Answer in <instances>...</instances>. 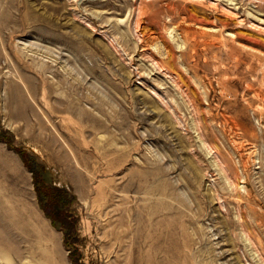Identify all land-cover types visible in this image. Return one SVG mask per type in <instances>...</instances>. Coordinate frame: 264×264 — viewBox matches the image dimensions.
<instances>
[{
    "label": "rangeland",
    "instance_id": "374dc122",
    "mask_svg": "<svg viewBox=\"0 0 264 264\" xmlns=\"http://www.w3.org/2000/svg\"><path fill=\"white\" fill-rule=\"evenodd\" d=\"M6 258L264 264V0H0Z\"/></svg>",
    "mask_w": 264,
    "mask_h": 264
},
{
    "label": "bare ground",
    "instance_id": "6f19581e",
    "mask_svg": "<svg viewBox=\"0 0 264 264\" xmlns=\"http://www.w3.org/2000/svg\"><path fill=\"white\" fill-rule=\"evenodd\" d=\"M139 228H140V227H139ZM138 230H139V229H138ZM141 231H142V230H141ZM139 232H140V231H139ZM6 259H7V258H6ZM7 260L9 261V259H7ZM9 263L12 264L11 261H9Z\"/></svg>",
    "mask_w": 264,
    "mask_h": 264
}]
</instances>
